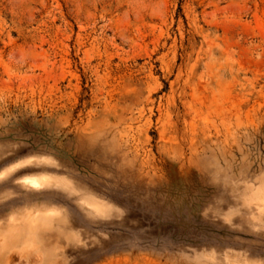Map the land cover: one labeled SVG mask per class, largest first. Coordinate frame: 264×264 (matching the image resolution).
<instances>
[{"label": "rangeland", "instance_id": "374dc122", "mask_svg": "<svg viewBox=\"0 0 264 264\" xmlns=\"http://www.w3.org/2000/svg\"><path fill=\"white\" fill-rule=\"evenodd\" d=\"M0 174V264H264V0H0Z\"/></svg>", "mask_w": 264, "mask_h": 264}, {"label": "snow or ice", "instance_id": "6c2138e0", "mask_svg": "<svg viewBox=\"0 0 264 264\" xmlns=\"http://www.w3.org/2000/svg\"><path fill=\"white\" fill-rule=\"evenodd\" d=\"M24 163H29L28 161H26V162H24ZM22 165H20V164H17V165H15V167H21ZM14 169H8V171L9 172H11V171H13ZM0 178H2V174H0ZM23 183L24 184H30L32 187H34V188H37V187H39L40 185L38 184V183H36L35 181H33V180H25V181H23Z\"/></svg>", "mask_w": 264, "mask_h": 264}]
</instances>
